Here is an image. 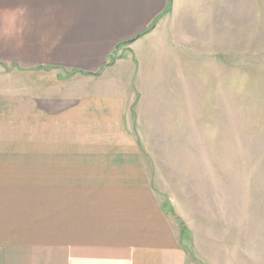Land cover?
Here are the masks:
<instances>
[{
    "label": "crops",
    "instance_id": "1",
    "mask_svg": "<svg viewBox=\"0 0 264 264\" xmlns=\"http://www.w3.org/2000/svg\"><path fill=\"white\" fill-rule=\"evenodd\" d=\"M167 4L0 0L26 7L28 22L21 45L0 42L1 68L80 76L65 90L0 86V264H214L173 222L142 163L130 129L138 61L119 80L109 74L124 59L112 62L117 50L146 46L157 24L125 42Z\"/></svg>",
    "mask_w": 264,
    "mask_h": 264
},
{
    "label": "rangeland",
    "instance_id": "2",
    "mask_svg": "<svg viewBox=\"0 0 264 264\" xmlns=\"http://www.w3.org/2000/svg\"><path fill=\"white\" fill-rule=\"evenodd\" d=\"M170 1L109 74L138 61L130 129L173 222L214 264H264V0ZM24 66L0 67V86H80L73 68Z\"/></svg>",
    "mask_w": 264,
    "mask_h": 264
},
{
    "label": "clouds",
    "instance_id": "3",
    "mask_svg": "<svg viewBox=\"0 0 264 264\" xmlns=\"http://www.w3.org/2000/svg\"><path fill=\"white\" fill-rule=\"evenodd\" d=\"M26 15L27 8L23 6L0 9V42H15L17 45L23 43L28 27Z\"/></svg>",
    "mask_w": 264,
    "mask_h": 264
},
{
    "label": "trees",
    "instance_id": "4",
    "mask_svg": "<svg viewBox=\"0 0 264 264\" xmlns=\"http://www.w3.org/2000/svg\"><path fill=\"white\" fill-rule=\"evenodd\" d=\"M170 3H171V1L167 4V7H166L165 11L163 12V14H164V13L167 11V9L170 7ZM162 16H163L162 14H161L160 16H158V17L155 19V21L151 24V26H150L146 31L142 32L141 34L135 36L134 38H132V39H130V40H127L125 43H129V42H131V41H134V40L138 39L139 37L143 36L144 34L150 32L152 29H154V27L156 26L158 20H159ZM83 73H85V74H94V73H92V72H83ZM96 74L98 75L99 72L96 73Z\"/></svg>",
    "mask_w": 264,
    "mask_h": 264
},
{
    "label": "water",
    "instance_id": "5",
    "mask_svg": "<svg viewBox=\"0 0 264 264\" xmlns=\"http://www.w3.org/2000/svg\"><path fill=\"white\" fill-rule=\"evenodd\" d=\"M168 210H170L171 212H172V211H175L174 208H173V205H172V206H171V205L168 206Z\"/></svg>",
    "mask_w": 264,
    "mask_h": 264
}]
</instances>
